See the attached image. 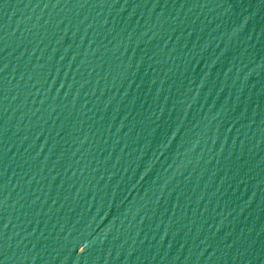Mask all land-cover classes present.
<instances>
[{
  "label": "water",
  "instance_id": "1",
  "mask_svg": "<svg viewBox=\"0 0 264 264\" xmlns=\"http://www.w3.org/2000/svg\"><path fill=\"white\" fill-rule=\"evenodd\" d=\"M0 264H264V0H0Z\"/></svg>",
  "mask_w": 264,
  "mask_h": 264
}]
</instances>
